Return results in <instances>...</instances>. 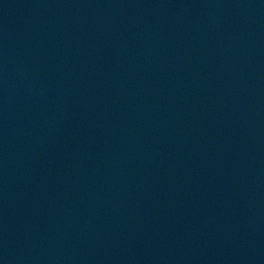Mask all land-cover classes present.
I'll use <instances>...</instances> for the list:
<instances>
[{
    "label": "water",
    "instance_id": "1",
    "mask_svg": "<svg viewBox=\"0 0 264 264\" xmlns=\"http://www.w3.org/2000/svg\"><path fill=\"white\" fill-rule=\"evenodd\" d=\"M0 264H264V0H0Z\"/></svg>",
    "mask_w": 264,
    "mask_h": 264
}]
</instances>
